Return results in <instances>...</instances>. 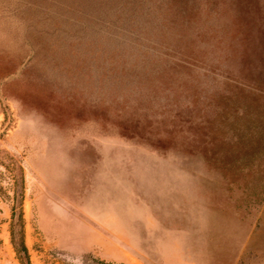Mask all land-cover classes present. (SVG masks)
<instances>
[{"label":"rangeland","instance_id":"1","mask_svg":"<svg viewBox=\"0 0 264 264\" xmlns=\"http://www.w3.org/2000/svg\"><path fill=\"white\" fill-rule=\"evenodd\" d=\"M0 264H264V0H0Z\"/></svg>","mask_w":264,"mask_h":264}]
</instances>
